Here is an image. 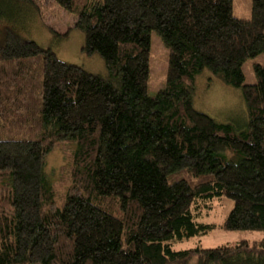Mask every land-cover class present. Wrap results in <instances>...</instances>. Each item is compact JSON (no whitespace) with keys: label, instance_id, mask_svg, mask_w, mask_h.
<instances>
[{"label":"trees","instance_id":"trees-1","mask_svg":"<svg viewBox=\"0 0 264 264\" xmlns=\"http://www.w3.org/2000/svg\"><path fill=\"white\" fill-rule=\"evenodd\" d=\"M36 1L0 0V264H264V239L174 249L217 227L264 231V61L256 83L244 73L264 58V0L250 19L234 0H48L75 15L107 77L3 21ZM152 31L169 49L155 96ZM205 70L241 91L244 127L195 108ZM62 145L53 182L47 159ZM225 199L223 223L198 222Z\"/></svg>","mask_w":264,"mask_h":264},{"label":"rangeland","instance_id":"rangeland-1","mask_svg":"<svg viewBox=\"0 0 264 264\" xmlns=\"http://www.w3.org/2000/svg\"><path fill=\"white\" fill-rule=\"evenodd\" d=\"M252 1L234 0V16L250 19ZM5 16L4 22L11 23L23 37L35 41L42 48H51L60 60L83 67L92 74L107 77L108 69L105 60L99 54L89 56L83 52L85 35L78 29H72L75 15L55 2L39 0L36 1V6H33L32 10L23 8L17 12L5 8ZM67 33H69L68 36ZM150 41L149 93L155 96L166 87L169 49L156 31L151 32ZM263 61L264 58L260 55L246 62L244 66L246 84L256 83L254 65L262 64ZM194 106L219 123H232L244 127L247 122V120L244 122L247 118V110L241 91L227 86L208 70H205L197 79ZM69 154L70 147L62 145L55 148L48 157L47 173L53 182H60L59 170L67 164ZM232 207L233 203L227 199L216 202L209 215L204 212L198 222L219 225L223 223ZM262 239H264V231H225L217 227L203 236L175 244L174 249L216 248L232 246L241 240Z\"/></svg>","mask_w":264,"mask_h":264}]
</instances>
